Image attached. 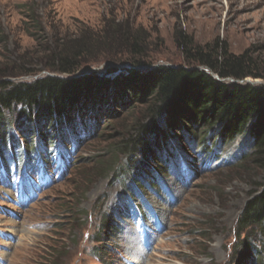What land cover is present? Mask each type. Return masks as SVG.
I'll use <instances>...</instances> for the list:
<instances>
[{"label":"rangeland","instance_id":"374dc122","mask_svg":"<svg viewBox=\"0 0 264 264\" xmlns=\"http://www.w3.org/2000/svg\"><path fill=\"white\" fill-rule=\"evenodd\" d=\"M118 24L140 35L142 60L152 68L184 65L181 33L199 45L219 40L234 54L249 51L262 79L240 84L264 86V0H0V69H35L17 79L32 81L48 74L46 56L57 41ZM114 50L122 52L117 60L115 51L104 53L75 76L131 67L129 49ZM132 99L103 114L97 109L91 128L76 140L67 136L62 148L50 143L48 127L50 136L38 140L16 132L21 163L24 151L33 161L38 145L49 164L29 176L33 184L24 191L16 171L0 174V264H264V229L238 223L264 184V171L249 161L250 134L228 141L219 128L204 145L203 137L176 132L179 139L167 146L178 153L173 164L163 153L160 166L138 156L121 171L128 159L113 148L150 120ZM55 150L65 154L58 162L51 160ZM7 151L0 161L13 153ZM115 160L116 171H108ZM138 226L155 233L143 241Z\"/></svg>","mask_w":264,"mask_h":264},{"label":"trees","instance_id":"16d2710c","mask_svg":"<svg viewBox=\"0 0 264 264\" xmlns=\"http://www.w3.org/2000/svg\"><path fill=\"white\" fill-rule=\"evenodd\" d=\"M177 44L184 65L152 68L142 60L146 52L140 35L125 31L120 24L109 25L99 33L84 31L57 41L46 56L48 74L32 81L17 79L35 76L39 73L35 69L18 70L14 64L2 67L0 152L20 145L15 140L17 131L38 140L50 136L47 127L54 131L49 139L53 146L68 144L67 136L76 140L79 132L91 128V116L97 109L102 113L104 107L109 112L117 102L135 97L132 101L145 107L150 120L138 122L133 134L113 148L128 159L121 171L131 169L138 156L160 166L163 153L165 163L173 164L178 153L167 146L179 139L176 132L199 140L203 137L206 145L210 144L209 135L219 128L218 134L228 141L249 133L253 149L249 161L264 171V86L240 84L247 78L262 79L256 61L249 51L232 53L224 41L199 45L180 33ZM121 45L129 49L123 55L131 67L123 71L110 68L105 75L75 76L85 65L99 57L105 59ZM95 53L98 56L94 57ZM121 53L115 51L112 58L117 60ZM112 75L118 77H109ZM231 79L237 83L231 84ZM150 140L155 148L149 146ZM34 148L37 153L39 146ZM155 150L161 153L156 155ZM116 163L108 171L115 172ZM238 223L243 229H264V184L252 194ZM256 253L257 261H263L262 252Z\"/></svg>","mask_w":264,"mask_h":264},{"label":"bare ground","instance_id":"6f19581e","mask_svg":"<svg viewBox=\"0 0 264 264\" xmlns=\"http://www.w3.org/2000/svg\"><path fill=\"white\" fill-rule=\"evenodd\" d=\"M141 257V255H139ZM143 259V258H142Z\"/></svg>","mask_w":264,"mask_h":264}]
</instances>
